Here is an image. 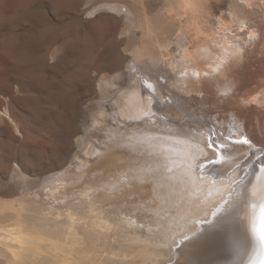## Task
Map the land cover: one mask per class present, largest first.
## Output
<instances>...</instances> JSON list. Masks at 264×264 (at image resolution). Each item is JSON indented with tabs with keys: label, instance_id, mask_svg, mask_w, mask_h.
Masks as SVG:
<instances>
[{
	"label": "bare ground",
	"instance_id": "bare-ground-1",
	"mask_svg": "<svg viewBox=\"0 0 264 264\" xmlns=\"http://www.w3.org/2000/svg\"><path fill=\"white\" fill-rule=\"evenodd\" d=\"M94 1L89 18L109 10L121 14L128 29H139V47L117 55L114 66L121 79L122 62L131 58L135 70L120 85L101 79L100 92L118 85L115 95L99 106L89 132L72 135L77 151L46 185L63 214L42 204L46 212L34 213V228L27 227L20 201H0V264H264L259 153L250 145L219 147L221 157L233 158L222 166L230 174L199 167L209 156L204 140L210 131L224 139L248 134L251 145L264 144V37L262 54L254 57L242 36L190 52L183 30L202 0H161L156 16L143 9L145 0ZM141 59L151 75L134 62ZM161 70L169 72L168 88ZM203 73L212 78L203 81ZM166 96L171 104L163 102ZM6 107L2 118L21 135ZM10 168L11 177L27 179L17 164ZM48 248L59 249L52 251L55 259L43 255Z\"/></svg>",
	"mask_w": 264,
	"mask_h": 264
},
{
	"label": "rangeland",
	"instance_id": "rangeland-1",
	"mask_svg": "<svg viewBox=\"0 0 264 264\" xmlns=\"http://www.w3.org/2000/svg\"><path fill=\"white\" fill-rule=\"evenodd\" d=\"M92 1L0 0V201H20L27 227L34 228V213L43 215L49 207L53 206V211L58 209L55 206L60 208L59 198H49L46 185L64 171L77 151L72 135L89 132L90 121L99 106L115 95L118 85L108 88L105 95L100 92L101 79L111 78L120 85L135 70L129 67L131 58L122 62L125 77L121 79L114 66L117 55L132 46L139 47V29H128L122 23L123 16L109 10L89 18L87 12ZM141 5L149 16L161 13V0H145ZM193 16V23L183 30L190 52L205 45L215 50L221 47V37L238 40L242 36L253 57L262 54L264 0H202ZM112 18L118 23H112ZM176 24V21L169 23L172 33ZM253 28H258L260 34L250 39L247 33ZM134 62L140 67L147 65L145 59ZM145 70L151 75L148 66ZM161 71L165 72L158 76L159 80L168 88L169 72ZM201 78L204 81L212 77L203 73ZM164 91L170 94L167 89ZM162 100L171 104L168 96ZM5 107L14 123L18 122L17 127L20 125L21 135L15 134L11 121L2 118ZM195 116L203 118L200 113ZM247 138L252 141L248 134ZM260 156L261 153L255 156V162ZM16 164L26 174V180L11 177L10 167ZM32 204L38 207L32 208ZM64 209L58 212L63 214ZM52 251L59 249L48 248L43 255L55 259Z\"/></svg>",
	"mask_w": 264,
	"mask_h": 264
},
{
	"label": "snow or ice",
	"instance_id": "snow-or-ice-1",
	"mask_svg": "<svg viewBox=\"0 0 264 264\" xmlns=\"http://www.w3.org/2000/svg\"><path fill=\"white\" fill-rule=\"evenodd\" d=\"M250 39H254V36H250ZM246 103L248 102L246 101ZM249 142L250 141L247 138H243L237 141V143H239L240 145H247L249 144ZM226 143H227L226 140L223 138V136L219 135V133L213 134L211 131L209 132L207 140H204V147L207 149L209 153V156L206 157L209 163L213 162L212 157H215L216 155V152L213 151V149H217V145L224 146ZM209 144L212 146L211 148H208ZM221 148L218 149L220 152H221ZM259 151L262 153V155L258 157V162L261 164V166H264V144H261ZM183 238L186 239L187 237H183ZM174 243L178 246L180 243V238L174 241Z\"/></svg>",
	"mask_w": 264,
	"mask_h": 264
},
{
	"label": "water",
	"instance_id": "water-1",
	"mask_svg": "<svg viewBox=\"0 0 264 264\" xmlns=\"http://www.w3.org/2000/svg\"><path fill=\"white\" fill-rule=\"evenodd\" d=\"M211 166V165H210ZM214 166H216V165H214ZM213 166V168L212 167H210V168H212V169H210L211 171H215V173H217V171L216 170H214V168H216L217 170H219L220 169V166H216V167H214ZM202 169V168H201ZM262 174V173H261ZM182 240H184V238H181ZM177 246V245H176Z\"/></svg>",
	"mask_w": 264,
	"mask_h": 264
}]
</instances>
